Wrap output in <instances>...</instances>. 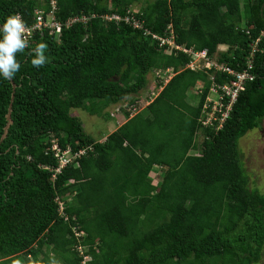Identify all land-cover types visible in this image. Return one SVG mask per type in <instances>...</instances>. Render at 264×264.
<instances>
[{
    "label": "trees",
    "instance_id": "16d2710c",
    "mask_svg": "<svg viewBox=\"0 0 264 264\" xmlns=\"http://www.w3.org/2000/svg\"><path fill=\"white\" fill-rule=\"evenodd\" d=\"M138 1L55 0L50 14L49 0H0V24L19 14L31 28L35 10L61 23L58 34L31 29L28 47L16 54L19 71L11 79L0 75V264L261 259L264 192L250 184L239 139L264 120V0L147 1L132 10L140 29L100 17L124 15ZM82 16L88 20L65 23ZM170 29L175 43L253 74L218 129L200 121L211 84L206 72L180 70L189 55H168L152 38H167ZM38 43L48 58L40 68L31 64ZM155 67L175 74L152 76ZM154 77L161 90L152 96ZM233 79L214 75L217 84ZM80 111L116 127L92 136ZM54 141L71 159L58 172ZM73 227L84 232L79 240ZM84 254L90 258L82 263Z\"/></svg>",
    "mask_w": 264,
    "mask_h": 264
},
{
    "label": "built area",
    "instance_id": "2783aa9c",
    "mask_svg": "<svg viewBox=\"0 0 264 264\" xmlns=\"http://www.w3.org/2000/svg\"><path fill=\"white\" fill-rule=\"evenodd\" d=\"M50 6H51V12L53 13V10L55 8V0H49ZM94 16L93 14L89 17ZM100 17L104 21H115V22H124L127 24L132 25L134 28H142V22L138 21L137 19H133L132 17V11L130 9H127L124 13V15H121L119 13H105L100 15ZM35 24L31 28L26 27V31L24 33V38L27 40L31 29L36 28L40 29V31L43 30L44 27H47L49 29L50 34H58L61 29V23L55 20L54 16H49L48 19H45L43 16V10H35ZM87 21L88 16H82V17H75L69 19L66 23L67 26L72 24L75 21ZM170 26H167L169 28ZM145 33H150L148 30H145ZM152 38H155L159 41V46H163L164 50L166 52H171L172 49H182L185 52H187L190 55V60L186 64V67H189L192 70H204L205 72L207 69H213V72L210 74L209 78L211 80V84L209 86V92L206 95L204 99V103L202 105V116L200 117V121L204 125H215V129H218L222 126V123L226 120L228 117L229 111L231 109V106L233 102L236 100V97L238 95V92L243 89L244 81L246 79H252L253 74H250L246 70L242 72L234 71L233 69L229 68L226 64L219 63L215 56L208 57L207 50L203 49L201 51H192V49H185L180 47L178 44L175 43L172 30H169V37L164 38L161 36H158L155 33H152ZM257 41V39H256ZM256 41L253 43V46H256ZM220 49H224L223 46L220 47ZM197 59L200 64L197 63ZM248 67H251V62L248 61ZM155 74L158 76L161 74L163 77L167 70L162 71L160 69H155ZM216 71H222L226 72L229 75H232L234 77L232 83L223 82L221 84H217L214 82V75ZM196 92H201V85L198 83ZM226 100V102H225ZM53 149H55L56 157H58L59 164L55 168V172H58L62 166L66 164L70 159L68 156L69 149L61 150L60 147L56 144V142H53ZM81 153V151L79 152ZM78 153V154H79ZM57 203L59 205V211L63 209V202L56 198ZM74 235L79 240L81 236L84 235V232L82 230H78L76 227H73ZM77 249L79 253L83 254L86 251V248H84L83 245L80 243L77 244ZM90 258L89 254L83 255L82 263H84L86 260Z\"/></svg>",
    "mask_w": 264,
    "mask_h": 264
},
{
    "label": "clouds",
    "instance_id": "9594fccd",
    "mask_svg": "<svg viewBox=\"0 0 264 264\" xmlns=\"http://www.w3.org/2000/svg\"><path fill=\"white\" fill-rule=\"evenodd\" d=\"M127 9H130L132 11L131 6ZM127 9H125V11ZM125 11H124V13H125ZM113 13H116V12H113ZM25 31H26V25H25L23 19L21 18V16L19 14L8 15L5 19V21L3 22L2 26H0V33H2V38H0V75H2L5 79H11L14 76V74L16 72H18L20 69V63L16 59V54L18 52H23L24 49L26 47H28V41L24 38ZM173 37H174V35H173ZM178 45L182 48H185V49H192V47H185V45H181V44H178ZM45 48H46L45 44L38 43L31 50L32 54L34 56V58L31 60V64L33 65V67H36V68L43 67V65L47 62L48 58L44 55ZM177 51H179L181 53H187L182 49H172L171 52H166L164 50V52L168 55H172V53H176ZM192 51L195 52V51H201V50L192 49ZM188 55H189V60H190L191 54H188ZM189 60L184 65L179 67L180 70L183 68H186V64L189 62ZM155 68L160 69L162 71L167 70L165 73V74H167V76L163 77V78L168 79L171 75L175 74V72L171 73L169 71V70H171L170 68H165V69H161L159 67H155ZM187 68H189V67H187ZM154 70L155 69H153L154 74H152V76L156 75ZM212 72H209V71L206 72L208 74L207 76L209 77ZM198 83H200L201 90H202L203 82L198 81L196 83V88H197ZM156 84L158 85V83L156 81V77H154V82H152V84L149 85V86H152V88H153V90L151 91L152 96L157 95V93L161 90V86L158 85V87H156ZM149 86H148V88H149ZM193 91L196 92V90L194 88H193ZM208 92H209V88L207 90L206 95L208 94ZM196 94H197V92H196ZM206 95H205V97H206ZM231 108H232V106H231ZM201 113H202V108H201ZM229 114H230V111H229ZM229 114H228V116H229ZM17 264H20V262L18 261Z\"/></svg>",
    "mask_w": 264,
    "mask_h": 264
},
{
    "label": "rangeland",
    "instance_id": "374dc122",
    "mask_svg": "<svg viewBox=\"0 0 264 264\" xmlns=\"http://www.w3.org/2000/svg\"><path fill=\"white\" fill-rule=\"evenodd\" d=\"M147 1L152 0H139L131 5L132 10H140L144 7ZM112 5V3H111ZM201 63V62H200ZM197 59V65L200 64ZM207 74V73H206ZM208 75V74H207ZM150 84H152L150 82ZM147 88V86H146ZM150 89V90H149ZM148 92L153 90L152 86H149ZM160 89V88H159ZM193 94V92L191 91ZM190 98L192 95L189 96ZM196 96L194 97V100ZM82 124L86 131L90 135H106L116 127V122L113 120L105 121L97 116H87L79 112ZM118 122L122 123L124 119L118 116ZM104 123V125H103ZM102 137L100 139H102ZM239 147L241 149V155L246 172L249 174L250 184H254L260 191L264 192V120L259 127L249 130L243 137L239 139ZM154 181L159 177L158 172L152 174ZM254 264H264V246L261 259Z\"/></svg>",
    "mask_w": 264,
    "mask_h": 264
},
{
    "label": "water",
    "instance_id": "95a60500",
    "mask_svg": "<svg viewBox=\"0 0 264 264\" xmlns=\"http://www.w3.org/2000/svg\"><path fill=\"white\" fill-rule=\"evenodd\" d=\"M0 26H2V24H0ZM11 83H12V88L14 89L15 88V84L13 82H11ZM13 96H14V93L12 91L11 98H10V103L8 105L7 113L5 115L7 121H6V124L4 126V131H3L2 137L5 136V134L7 132V129L9 127L10 123H11L10 113H11V103H12V100H13Z\"/></svg>",
    "mask_w": 264,
    "mask_h": 264
}]
</instances>
